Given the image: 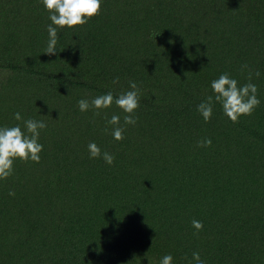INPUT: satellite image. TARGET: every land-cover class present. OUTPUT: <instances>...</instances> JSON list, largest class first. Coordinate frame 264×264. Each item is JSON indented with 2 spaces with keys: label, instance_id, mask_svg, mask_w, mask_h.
<instances>
[{
  "label": "trees",
  "instance_id": "16d2710c",
  "mask_svg": "<svg viewBox=\"0 0 264 264\" xmlns=\"http://www.w3.org/2000/svg\"><path fill=\"white\" fill-rule=\"evenodd\" d=\"M50 23L42 0H0V127L47 124L40 162L17 159L0 180V264H189L194 252L264 264V0H102L85 25L58 31L53 55ZM245 64L260 72V106L233 124L216 103L206 123L197 106L211 82L248 83ZM130 81L135 126L115 105L79 110ZM90 142L114 163L90 158Z\"/></svg>",
  "mask_w": 264,
  "mask_h": 264
},
{
  "label": "clouds",
  "instance_id": "9594fccd",
  "mask_svg": "<svg viewBox=\"0 0 264 264\" xmlns=\"http://www.w3.org/2000/svg\"><path fill=\"white\" fill-rule=\"evenodd\" d=\"M42 3L48 10L51 20V23L47 25V47L43 51L48 55L57 53L58 31L65 28L75 30L77 26L82 27L90 19L100 14L102 6V0H42ZM244 69H248V83L243 85L228 73L221 74L211 82L214 95L208 96L205 101L197 106V111L206 123L211 120L216 103L221 105L223 113L233 124H238L242 116H252L256 108L260 106L258 87L251 82L253 76L259 78L260 72H253L246 64L242 66L241 71ZM113 83H119V77ZM129 83L132 90L121 92L118 97H115L112 92H108L94 97L90 101L87 99L79 100V110L87 112L91 109L94 115L99 116L102 111L115 105L125 113L124 125L135 126L138 121L136 112L140 107L141 92L136 82L130 81ZM14 118L17 121L23 120L19 112L14 114ZM107 124L113 126L111 134L115 140L122 141L125 138V128L121 126L119 115H112L107 120ZM46 127L45 121L34 118L23 120V128L20 125L0 127V180H6L13 175L17 159L25 163L29 161L40 162L43 145L39 139L41 130L46 129ZM105 131L108 129L106 128ZM211 145L212 140L210 138L198 141V146L202 148L211 147ZM88 150L90 158L102 157L108 165H112L115 161L114 155L106 151L102 153L95 142L88 144ZM9 195L14 196L15 193L10 191ZM192 226L196 229L195 234L197 235L203 230L201 221L194 219ZM192 261L195 264H205L199 252L192 254ZM192 261L189 264H192ZM159 264H173V257L165 255Z\"/></svg>",
  "mask_w": 264,
  "mask_h": 264
}]
</instances>
